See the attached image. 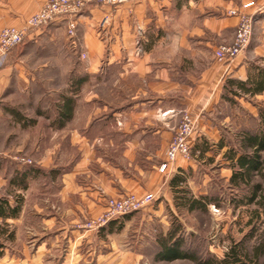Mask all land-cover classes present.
<instances>
[{
  "label": "rangeland",
  "instance_id": "obj_1",
  "mask_svg": "<svg viewBox=\"0 0 264 264\" xmlns=\"http://www.w3.org/2000/svg\"><path fill=\"white\" fill-rule=\"evenodd\" d=\"M4 3L5 0H0V5L4 6ZM29 17L19 26L2 23L0 32L6 28L24 27V21ZM100 20L98 29L102 30L99 28ZM52 34L53 40L50 37ZM75 37L76 46L67 36L66 22L59 27L48 25L26 30L24 41L9 51L6 63L0 66L2 69L10 64L12 56L16 60L22 58L21 67H24L22 76L12 78L7 89L0 91V177L4 178L5 171L8 173L16 165L41 166L42 158L44 174L41 175L51 182L44 189L41 185L39 188L33 186L26 193L0 186V199H13L20 211L25 209L30 212L28 209H31L38 213L42 209V214L47 213L49 216L55 213L56 205L59 204L57 190L61 187L63 191L66 185L58 181L57 177L69 172L73 177L70 185L76 188L61 194L64 196L66 192L64 197L68 198L62 202L64 219L71 221L69 226L80 235L78 240L75 241L71 236V242H60L49 251L43 262L37 264H193L189 260L165 262L156 259L157 239L168 232L174 220L182 225L181 236L185 239L183 250L193 251L200 258L221 260L234 244L242 245L248 254H253L255 247L264 243V218H254L255 205L240 204L248 194V189L244 185L238 188L230 185L229 180L235 169L231 168L223 154L228 148H238L241 132L255 133L259 121L257 113L253 116L250 110L251 107L255 109L253 112L258 109L259 100L234 99L232 93L226 92L227 97H233L230 109L223 106L213 115L205 111L195 115L185 110L177 116L169 141L163 147V159L149 160L148 152L142 149H135V153L131 154L127 148L114 141L110 143L115 136L119 138L123 133L118 128L124 124L122 118L118 119L112 114L117 93L123 94L129 87H137V80L123 77L114 83L109 78L108 69H104L103 78L106 81H101L99 85L92 82L80 88L78 85L75 87L73 75L78 77L77 70L87 61L86 53L78 51L81 42L76 32ZM224 45H218L217 48ZM28 77L31 81H26ZM66 98L74 100L73 114L70 120L61 125L60 120L57 118V122L53 115H60L59 108ZM185 114L194 121V130L188 141L189 156L176 158L168 170L161 172L160 165L166 160L169 147L183 125ZM16 115H19V119ZM227 115L230 118L228 120L225 119ZM204 119L215 124L220 140L219 136L215 138L208 133L210 130H205L204 125V129L200 130L199 123ZM54 126L58 131H54ZM221 140L224 142L223 149L218 148ZM204 148L207 151L201 153L200 149ZM153 167H156L157 172L155 185L158 184L160 189L156 193L148 190L135 194L129 190L124 194L110 195L101 187L104 183L110 184L112 189L117 188L119 185L113 180L114 177L127 174L137 176V170L152 172ZM182 172L186 178L183 189L189 192L188 197H209L216 199L218 205L210 204L206 211L200 212H190L187 207H180L182 195L173 192L169 183L173 174ZM54 176L56 179L53 183L51 180ZM12 178L17 177L14 175ZM252 182L260 183L264 190V172L253 177ZM87 185L93 188L87 189ZM127 194L138 198L152 195L153 201L139 211L102 224L108 202L121 200ZM22 200L25 205H22ZM36 223H39V219L27 214L21 222L19 234L14 233L13 224L0 226V233L3 231L5 234L1 240H10L14 234L13 239H17L18 243L27 244L33 235L25 232V225ZM4 255L0 252V256L4 258Z\"/></svg>",
  "mask_w": 264,
  "mask_h": 264
},
{
  "label": "crops",
  "instance_id": "obj_2",
  "mask_svg": "<svg viewBox=\"0 0 264 264\" xmlns=\"http://www.w3.org/2000/svg\"><path fill=\"white\" fill-rule=\"evenodd\" d=\"M43 1L46 0H5V5H0V16L4 15L0 17V26L2 23L21 25L25 18L39 10ZM237 10L257 16L252 37L247 49L233 61H217L214 50L234 38L239 17L230 15L229 11ZM103 15H108V22L104 30H99L98 22ZM75 20L76 35L81 42L78 51L86 53L87 61L77 70L78 77L73 75L77 81L73 85L79 88L92 82L99 85L101 81L107 80L103 78L104 69H108L111 82L115 83L123 77H134L138 83L137 87H129L126 93L116 95L117 103L112 115L124 120L123 127L118 128L123 133L119 138L115 136L110 143L114 141L127 148L131 154L135 153V149H142L148 152L147 159L152 161L155 158L163 159V147L169 141L174 122L182 111H190L195 115L205 111L213 115L223 106L225 109L231 107L233 104L230 99L233 97L259 100L258 109L253 112L255 109L251 107L250 111L253 116L257 113L260 121V113L264 111V90L253 95L241 90L238 96L229 98L223 96V89L228 79L244 83L247 89L263 79L264 0H140L115 8L92 5ZM49 25L59 27L65 25V20H56ZM53 36L50 35L51 40ZM10 61V64L0 69L1 92L7 89L12 78L23 74L22 58L16 60L10 56ZM25 79L31 81L29 77ZM53 118L59 119L60 115L54 114ZM225 119L230 118L227 115ZM203 121L199 123L200 130H210L208 133L215 138L219 136L220 140L215 124L210 120ZM53 129L58 131L55 126ZM152 148L155 150L154 155ZM40 164L9 168L4 178L0 177V186L24 193L33 186L39 188L41 185L44 189L51 182L41 175L44 159H40ZM144 171L137 170V176L127 174L114 177L119 188L112 189L110 184L104 183L101 187L110 195L124 194L129 190L135 194L148 190L158 192L159 185H155L156 167H153L152 172ZM65 173L57 177L58 181L66 184L63 191L76 189L70 185L73 183L72 175ZM14 175L17 178H12ZM55 179L56 176L51 181ZM57 191L59 204L56 205L55 213L49 216L47 213L42 214V209L38 213L31 209H28L30 212L25 209L20 211L13 199L7 200L8 210L17 207L19 213L12 217H0V226L13 224L14 233L19 234V227L27 214L39 219V223L25 225V232L35 235L31 236L32 240L27 244L18 243L17 239H13L14 234L10 240H1L5 234L3 231L0 233V252L5 253L4 258L0 256V264L41 263L60 242H71L72 237L78 240L80 235L69 226L71 221L64 219L62 202L68 199L65 198L66 192L64 197L61 187ZM22 205H25L23 200Z\"/></svg>",
  "mask_w": 264,
  "mask_h": 264
},
{
  "label": "trees",
  "instance_id": "obj_3",
  "mask_svg": "<svg viewBox=\"0 0 264 264\" xmlns=\"http://www.w3.org/2000/svg\"><path fill=\"white\" fill-rule=\"evenodd\" d=\"M16 48V47H15ZM14 49V48H13ZM263 79L254 84L250 88H245L244 83L236 80H226L224 84V95L227 97V93H232L235 96L239 95V92L251 93L264 90V75ZM232 100V99H230ZM74 100L72 98H66L64 104L59 109L60 122H67L71 119L73 114ZM19 119V115H16ZM260 121L258 128L255 133L243 131L240 134L239 145L227 149V152L223 154L224 158L230 162L232 169L231 178L229 180L232 187L238 188L241 185L246 186L248 194H246L243 200L245 204H253L257 208L253 211V216L258 219L260 216L264 218V190L260 183H253V177L260 175L264 172V111L260 113ZM224 142L221 140L218 144L219 149H223ZM201 153L207 151L206 148L200 149ZM19 181V180H18ZM186 178L183 172L180 174H173L169 183V187L175 193H179L181 196L180 207H187L190 212L193 211H206V208L210 204L218 205L216 199L209 197L192 198L188 197L186 190L184 191L183 186ZM20 185L22 184L19 181ZM177 190V191H176ZM178 206V204H177ZM18 208L14 207L12 210H8L7 201L0 199V217L5 218L7 216L17 215ZM182 225L179 221L174 220L172 227L168 232L159 236L157 239L158 254L156 255L157 260L165 262H173L175 260H189L193 264H264V243H260L253 254H248L247 251L242 248L240 244H234L230 246L228 252L224 255V258L218 260L213 257L200 258L195 252L189 250H183L185 239L181 236ZM262 260V261H260ZM262 262V263H261Z\"/></svg>",
  "mask_w": 264,
  "mask_h": 264
},
{
  "label": "built area",
  "instance_id": "obj_4",
  "mask_svg": "<svg viewBox=\"0 0 264 264\" xmlns=\"http://www.w3.org/2000/svg\"><path fill=\"white\" fill-rule=\"evenodd\" d=\"M138 1L140 0H46L38 12L24 21V27L19 29L6 28L0 32V66L6 63L9 51L18 47L24 41L26 30L39 29L48 26L56 20L62 19L66 22L67 36L72 40V44L76 46L75 18L88 6L119 7L121 4H133ZM229 14L239 17V21L235 29L236 32L233 42L218 47L214 52L215 59L220 62L233 61L240 53L247 49L253 33V23L257 18L255 13L247 14L239 10L229 11ZM107 18L103 17L100 20V29L103 30L105 28L108 22ZM193 130L194 121L190 115L185 114L183 116V125L176 133L177 136L169 147L166 160L160 165L161 172L168 170L176 158L180 157L184 159L189 156L190 149L188 141L192 136ZM152 201V195H145L142 198H138L133 194H127L118 201L110 200L106 207L107 213L101 219L102 224H106L118 216L139 211Z\"/></svg>",
  "mask_w": 264,
  "mask_h": 264
}]
</instances>
